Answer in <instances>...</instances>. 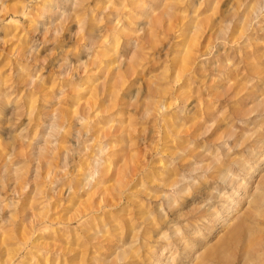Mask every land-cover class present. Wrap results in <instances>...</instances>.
<instances>
[{
  "label": "rangeland",
  "instance_id": "rangeland-1",
  "mask_svg": "<svg viewBox=\"0 0 264 264\" xmlns=\"http://www.w3.org/2000/svg\"><path fill=\"white\" fill-rule=\"evenodd\" d=\"M262 198L264 0H0V264H264Z\"/></svg>",
  "mask_w": 264,
  "mask_h": 264
},
{
  "label": "bare ground",
  "instance_id": "bare-ground-1",
  "mask_svg": "<svg viewBox=\"0 0 264 264\" xmlns=\"http://www.w3.org/2000/svg\"><path fill=\"white\" fill-rule=\"evenodd\" d=\"M263 199V198H262ZM258 200V198L256 199V202H258L257 201ZM264 200V199H263ZM263 200H262V202H263ZM255 202V201H254ZM259 202H260V199H259ZM253 204H255V203H253ZM251 205V204H250ZM256 205V204H255ZM255 205H253L254 207H256ZM259 206V205H258ZM261 206H262V204H261ZM264 206V205H263ZM253 207V208H254ZM249 208V207H248ZM250 208H251V206H250ZM264 208V207H263ZM233 209H235V208H233ZM233 209H232V207H230L229 209H228V212H227V214L228 215H230L232 212H233ZM257 209V208H256ZM262 209V208H261ZM250 210H252V209H250ZM254 210V209H253ZM260 210V207H259V209H258V211ZM263 210V209H262ZM238 212V211H237ZM250 212V211H249ZM260 212V211H259ZM258 212V213H259ZM239 213H240V211H239ZM262 213V212H261ZM241 214V213H240ZM244 214V213H243ZM248 214V213H247ZM227 215V216H228ZM232 215V214H231ZM254 215V214H253ZM247 216H251V215H247ZM232 217V216H231ZM224 220H226V219H224ZM247 229V228H246ZM245 229V230H246ZM244 230V229H243ZM240 228H236V229H234V231H233V234H232V237H234L235 239H236V237H238V235H239V233H240ZM246 232V231H245ZM248 232V231H247ZM247 235V234H246ZM248 236V235H247ZM230 243H231V240H230ZM257 246H261V243H258V245ZM225 247V246H224ZM260 251L261 252H263V249L261 250L260 249ZM253 252V250L251 249V248H244V247H242V255H243V258H248L249 256H251V253ZM166 254V253H165ZM263 254V253H262ZM261 254V255H262ZM164 255V254H163ZM263 256V255H262ZM165 257V256H164ZM216 257V256H215ZM260 257V256H259ZM161 258V257H160ZM159 258V259H160ZM258 258V257H257ZM165 259L166 260H169L170 258L169 257H165ZM259 259V258H258ZM171 263V262H170Z\"/></svg>",
  "mask_w": 264,
  "mask_h": 264
}]
</instances>
